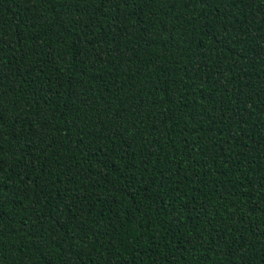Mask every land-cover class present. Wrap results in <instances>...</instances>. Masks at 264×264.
<instances>
[{"label": "trees", "instance_id": "trees-1", "mask_svg": "<svg viewBox=\"0 0 264 264\" xmlns=\"http://www.w3.org/2000/svg\"><path fill=\"white\" fill-rule=\"evenodd\" d=\"M0 264H264V0H0Z\"/></svg>", "mask_w": 264, "mask_h": 264}]
</instances>
